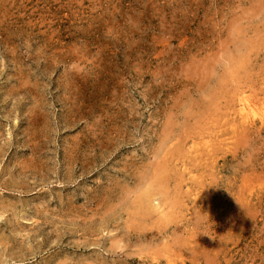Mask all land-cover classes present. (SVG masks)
<instances>
[{
    "label": "rangeland",
    "instance_id": "rangeland-1",
    "mask_svg": "<svg viewBox=\"0 0 264 264\" xmlns=\"http://www.w3.org/2000/svg\"><path fill=\"white\" fill-rule=\"evenodd\" d=\"M0 264H264V0H0Z\"/></svg>",
    "mask_w": 264,
    "mask_h": 264
},
{
    "label": "bare ground",
    "instance_id": "bare-ground-1",
    "mask_svg": "<svg viewBox=\"0 0 264 264\" xmlns=\"http://www.w3.org/2000/svg\"><path fill=\"white\" fill-rule=\"evenodd\" d=\"M242 99V98H241ZM243 100V99H242ZM240 102V101H239ZM244 105V104H243ZM242 108V107H241ZM205 110V109H204ZM167 169V168H166ZM162 171V170H161ZM157 175V174H156ZM166 180V179H165ZM156 183V182H155Z\"/></svg>",
    "mask_w": 264,
    "mask_h": 264
}]
</instances>
